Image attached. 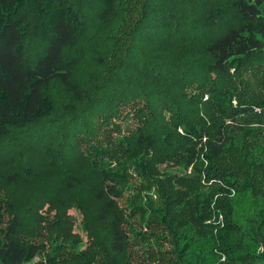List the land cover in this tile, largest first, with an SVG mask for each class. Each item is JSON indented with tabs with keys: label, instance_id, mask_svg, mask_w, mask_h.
<instances>
[{
	"label": "trees",
	"instance_id": "16d2710c",
	"mask_svg": "<svg viewBox=\"0 0 264 264\" xmlns=\"http://www.w3.org/2000/svg\"><path fill=\"white\" fill-rule=\"evenodd\" d=\"M0 264H264V0H0Z\"/></svg>",
	"mask_w": 264,
	"mask_h": 264
},
{
	"label": "rangeland",
	"instance_id": "374dc122",
	"mask_svg": "<svg viewBox=\"0 0 264 264\" xmlns=\"http://www.w3.org/2000/svg\"><path fill=\"white\" fill-rule=\"evenodd\" d=\"M121 111H122V109H121ZM117 122H118V124H121L124 131H127V132L129 129L135 128V126L137 125V121L133 118V112L130 109H128L126 111L123 109V112H121V116ZM35 133L42 134V132H40V131H35ZM36 139H37V137H36ZM27 144H29V143H27ZM21 150H22V146L20 144H18L16 147V152H20ZM164 168L173 169L174 171H177V167L168 166L167 164L162 166V169H164ZM187 173L189 174V170L187 171ZM69 214L74 218V221H75L74 230H75V232L80 234V236L82 237V239L84 241L83 243H87V235L83 231V228L81 225L82 219H83L82 215L75 209H71L69 211ZM54 215H55V212L54 211H48L47 207H45V209H43L42 211L35 212L32 214L31 223L33 225L41 226V232H40V235L38 237L29 238L31 241L37 242V243H41V242L43 243L46 240H48L47 239V233H48L47 225H48V223H50L52 221V219L54 218Z\"/></svg>",
	"mask_w": 264,
	"mask_h": 264
},
{
	"label": "built area",
	"instance_id": "2783aa9c",
	"mask_svg": "<svg viewBox=\"0 0 264 264\" xmlns=\"http://www.w3.org/2000/svg\"><path fill=\"white\" fill-rule=\"evenodd\" d=\"M189 173H191V169H189ZM233 193H234V191H233ZM218 217H219V221L222 222L223 221V216L220 214Z\"/></svg>",
	"mask_w": 264,
	"mask_h": 264
}]
</instances>
